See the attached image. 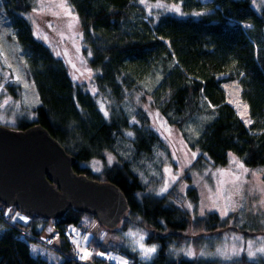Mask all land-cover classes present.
<instances>
[{
    "label": "trees",
    "instance_id": "obj_1",
    "mask_svg": "<svg viewBox=\"0 0 264 264\" xmlns=\"http://www.w3.org/2000/svg\"><path fill=\"white\" fill-rule=\"evenodd\" d=\"M168 1L180 2L188 15L155 16L140 0H68L80 22L96 90L110 101L105 114L95 95L73 81L65 60L35 37L23 15L29 1L2 0L39 97L34 119L18 120L17 128L41 124L76 157L75 171L119 186L129 205L121 219L123 228L145 227L148 239L160 244L147 264H242L167 259L168 240L181 238L190 227L208 232L224 224L216 213L192 218L175 187L164 195L147 191L143 177L165 144L151 127L147 111L138 106V123L130 124L123 102L135 92L148 97L150 106L185 137L189 123L199 122L197 134L187 138L189 146L200 152L197 162L204 159L224 166L232 153L247 167L264 166V8L257 11L251 0ZM235 79L249 107V123L228 101L223 87ZM13 87L10 92L16 94ZM96 161L102 162L98 171L91 166ZM186 195L198 200L194 187ZM7 208L0 202V264H51L31 253L34 237L52 223L63 238L60 248L66 250L68 225L80 224L85 215L96 217L71 206L60 218L27 214L23 223L12 220ZM22 230L34 237L24 236ZM87 245L94 247L90 264H105L102 252H125L93 236ZM128 254L133 256L130 264H141ZM60 256L59 264H82Z\"/></svg>",
    "mask_w": 264,
    "mask_h": 264
},
{
    "label": "rangeland",
    "instance_id": "obj_2",
    "mask_svg": "<svg viewBox=\"0 0 264 264\" xmlns=\"http://www.w3.org/2000/svg\"><path fill=\"white\" fill-rule=\"evenodd\" d=\"M28 1L30 7L23 15L29 20L35 37L48 44L57 56L65 60L73 81L95 95L100 108L108 114L110 101L96 90L95 71L88 65V52L84 50L80 22L74 8L68 0ZM140 1L147 13L155 16L161 13L188 15L180 2ZM251 1L257 11L264 8V0ZM8 84L14 86L16 94L10 92ZM223 87L228 101L240 117L249 123V107L241 98L239 81H226ZM38 104L34 82L28 74L19 43L0 0V125L17 128L18 120H33V109ZM138 106L147 111L151 127L165 144L163 150L156 151L155 160L149 164L143 177L147 191L164 195L175 187L177 195L183 198L182 206L192 218L216 213L224 224L208 232L190 227L183 232L180 240H168L167 259L264 264V166L247 167L232 153L224 166L213 165L204 159L197 162L200 152L189 146L187 138L197 134L199 122L189 123L185 137L150 106L148 97L135 92L123 102L130 124L138 123L135 116ZM129 134L132 135L131 132ZM112 160L111 156L107 158L109 163ZM91 166L98 171L102 162L96 161ZM190 187L197 191L196 202L186 195ZM5 211L12 220L23 223L28 221V215L15 206H8ZM67 230L72 234V241L87 258L91 255L87 250V242L92 236L105 246L113 244L125 250L123 253H101L118 264H130L133 256L128 252L137 256L141 264H147L156 257L160 248L158 242L148 239L150 233L147 228H123L122 221L114 228H108L97 217L85 215L80 224H69ZM47 237L59 246L63 240L53 230L52 223L41 235V238ZM30 250L33 255L45 257L51 264H59L62 260L56 250L35 242H30Z\"/></svg>",
    "mask_w": 264,
    "mask_h": 264
},
{
    "label": "water",
    "instance_id": "obj_3",
    "mask_svg": "<svg viewBox=\"0 0 264 264\" xmlns=\"http://www.w3.org/2000/svg\"><path fill=\"white\" fill-rule=\"evenodd\" d=\"M76 157L41 124L0 125V202L26 214L60 218L73 206L114 228L128 210L117 184L74 170Z\"/></svg>",
    "mask_w": 264,
    "mask_h": 264
},
{
    "label": "built area",
    "instance_id": "obj_4",
    "mask_svg": "<svg viewBox=\"0 0 264 264\" xmlns=\"http://www.w3.org/2000/svg\"><path fill=\"white\" fill-rule=\"evenodd\" d=\"M24 236L34 237L29 231L22 230ZM37 243L47 246L49 248H53L58 252V254L76 260L82 264H90V258L85 257V253L81 251L75 243L72 241L71 234L67 233L64 235V240L68 242V248L66 250H62L59 245L55 243L53 239L49 238H41V236L34 237ZM87 250L90 254L94 252V247L88 245ZM112 261L111 258H106L105 264H109Z\"/></svg>",
    "mask_w": 264,
    "mask_h": 264
},
{
    "label": "flooded vegetation",
    "instance_id": "obj_5",
    "mask_svg": "<svg viewBox=\"0 0 264 264\" xmlns=\"http://www.w3.org/2000/svg\"><path fill=\"white\" fill-rule=\"evenodd\" d=\"M7 87H8L9 90L11 89V85L8 84Z\"/></svg>",
    "mask_w": 264,
    "mask_h": 264
}]
</instances>
